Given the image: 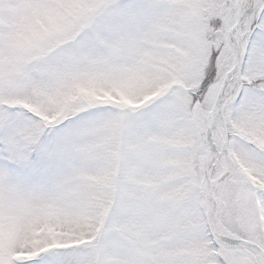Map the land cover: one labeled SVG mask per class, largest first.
<instances>
[{
	"label": "snow or ice",
	"instance_id": "obj_1",
	"mask_svg": "<svg viewBox=\"0 0 264 264\" xmlns=\"http://www.w3.org/2000/svg\"><path fill=\"white\" fill-rule=\"evenodd\" d=\"M0 264H264V0H0Z\"/></svg>",
	"mask_w": 264,
	"mask_h": 264
}]
</instances>
